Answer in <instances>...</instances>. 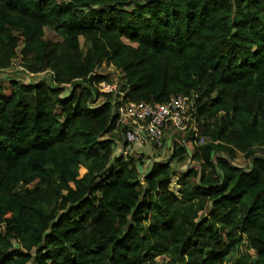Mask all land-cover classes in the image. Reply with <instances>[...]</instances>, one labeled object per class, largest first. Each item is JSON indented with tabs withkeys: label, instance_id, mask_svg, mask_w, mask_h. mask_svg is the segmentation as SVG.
<instances>
[{
	"label": "trees",
	"instance_id": "trees-1",
	"mask_svg": "<svg viewBox=\"0 0 264 264\" xmlns=\"http://www.w3.org/2000/svg\"><path fill=\"white\" fill-rule=\"evenodd\" d=\"M17 59L50 80L0 77V264H264V0H0ZM179 95L193 151L124 156L120 104Z\"/></svg>",
	"mask_w": 264,
	"mask_h": 264
},
{
	"label": "built area",
	"instance_id": "built-area-1",
	"mask_svg": "<svg viewBox=\"0 0 264 264\" xmlns=\"http://www.w3.org/2000/svg\"><path fill=\"white\" fill-rule=\"evenodd\" d=\"M100 92L115 94L118 84L102 82ZM193 101L188 96L172 97L168 102L153 104L147 102H126L118 107L117 125L123 128L125 144L123 155L127 156L133 146L153 145L162 148L166 129L186 131L189 110ZM201 138L199 144H204Z\"/></svg>",
	"mask_w": 264,
	"mask_h": 264
},
{
	"label": "rangeland",
	"instance_id": "rangeland-1",
	"mask_svg": "<svg viewBox=\"0 0 264 264\" xmlns=\"http://www.w3.org/2000/svg\"><path fill=\"white\" fill-rule=\"evenodd\" d=\"M47 38L53 39V40H59V37L55 35L52 31H47ZM99 73H104V74H110L111 78L117 82L119 85L122 75L117 72L112 66L109 67L106 64H104L98 71ZM0 77H9V78H16L20 80L21 82H32V81H40V80H50V75L49 74H44V75H34V74H29L26 73L21 67H20V61L19 59L16 60L15 66L8 70L7 72H4L3 74L0 75ZM119 81V83H118ZM188 132L184 131H179L173 128L166 129L165 131V137H164V143L162 148H157L153 145H144L146 147L142 148L141 146H138L140 149L139 151H135L134 153H137L138 155H143L146 165L149 166V164L156 159L160 161H167L168 159L172 158V148L174 145L176 148H180L182 144H186L188 147L189 152L191 153L193 151V145L191 142L187 140ZM167 137L170 138V140L167 142ZM121 143V142H120ZM197 144V142H196ZM143 149V150H142ZM146 152L145 153H143ZM119 150L116 151V154H119ZM148 154V155H147ZM235 164L243 167H249V163L244 159L242 155H239ZM190 165H195L193 163H189L188 161L180 163L177 159L173 160V167L176 171L177 174H175V179L172 182V189H176V179L180 177ZM33 186L30 185V187ZM160 262L166 261L165 259H159Z\"/></svg>",
	"mask_w": 264,
	"mask_h": 264
},
{
	"label": "crops",
	"instance_id": "crops-1",
	"mask_svg": "<svg viewBox=\"0 0 264 264\" xmlns=\"http://www.w3.org/2000/svg\"><path fill=\"white\" fill-rule=\"evenodd\" d=\"M166 140H167V142H168V141L170 140V138H169V137H167V139H166ZM146 147H148V148H149V146H148V145H147ZM146 147H145V148H146ZM156 160H158V159H156Z\"/></svg>",
	"mask_w": 264,
	"mask_h": 264
},
{
	"label": "water",
	"instance_id": "water-1",
	"mask_svg": "<svg viewBox=\"0 0 264 264\" xmlns=\"http://www.w3.org/2000/svg\"><path fill=\"white\" fill-rule=\"evenodd\" d=\"M138 165H139L140 169L142 170V167H141V165H140V163H139V162H138Z\"/></svg>",
	"mask_w": 264,
	"mask_h": 264
}]
</instances>
